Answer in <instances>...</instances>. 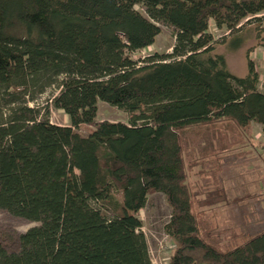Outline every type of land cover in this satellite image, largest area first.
I'll use <instances>...</instances> for the list:
<instances>
[{"label": "trees", "instance_id": "obj_1", "mask_svg": "<svg viewBox=\"0 0 264 264\" xmlns=\"http://www.w3.org/2000/svg\"><path fill=\"white\" fill-rule=\"evenodd\" d=\"M212 23L231 51L247 25L264 47V0H0V209L39 223L17 250L0 240V264H153L139 214L154 192L172 209L168 264H264V231L220 236L201 209L226 201L230 156L249 154L255 124L264 134L256 47L235 75ZM160 24L172 52L134 59ZM100 101L129 122L97 120Z\"/></svg>", "mask_w": 264, "mask_h": 264}, {"label": "rangeland", "instance_id": "obj_2", "mask_svg": "<svg viewBox=\"0 0 264 264\" xmlns=\"http://www.w3.org/2000/svg\"><path fill=\"white\" fill-rule=\"evenodd\" d=\"M141 11L144 8L138 7ZM162 33L158 36L154 45L137 51L133 54L134 59L143 60L156 53H171L176 42L173 27L160 24ZM254 25H247L244 30L243 46L237 51H231L239 40L232 39L226 30H219L212 23L211 31L218 40L216 52L225 54L230 62L231 71L237 76H245L248 73L247 50L256 47L253 59L256 63L260 77L264 80V47L260 46L262 40L257 38ZM232 39V40H231ZM230 41V43H229ZM58 89L51 88L39 97L34 105L44 107ZM52 123L69 126V116L63 111L50 108ZM131 115L125 110L111 106L107 102H99L97 120H109L113 122H129ZM90 128L82 126L79 130L87 134ZM254 144L244 147L248 155L234 159L230 156L231 163L224 168L225 202L202 207L206 212L215 213L213 226H219L218 235H226L228 228L234 227L238 233L244 232L245 238H251L264 231V134L261 125L253 126ZM236 148H240L239 145ZM250 151V152H249ZM195 171L189 173L188 181L195 182ZM199 199H203L200 196ZM172 209L163 193H151L146 207L141 210L139 216L143 221L142 231L145 233L150 247L153 264H168L175 249V244L165 231L166 224L170 221ZM38 222L30 221L15 216L0 209V240L8 245L11 250L18 249V237ZM217 235L216 229L214 235ZM215 235V236H216ZM244 238V239H245ZM241 241V240H240Z\"/></svg>", "mask_w": 264, "mask_h": 264}, {"label": "crops", "instance_id": "obj_3", "mask_svg": "<svg viewBox=\"0 0 264 264\" xmlns=\"http://www.w3.org/2000/svg\"><path fill=\"white\" fill-rule=\"evenodd\" d=\"M253 56V55H252ZM228 60V58H227ZM229 67H230V62L228 61ZM264 82V80L261 79V84Z\"/></svg>", "mask_w": 264, "mask_h": 264}, {"label": "water", "instance_id": "obj_4", "mask_svg": "<svg viewBox=\"0 0 264 264\" xmlns=\"http://www.w3.org/2000/svg\"><path fill=\"white\" fill-rule=\"evenodd\" d=\"M194 264H197V263H194Z\"/></svg>", "mask_w": 264, "mask_h": 264}]
</instances>
